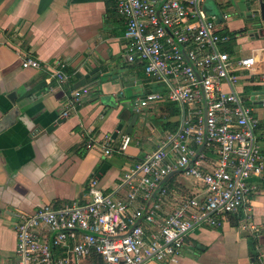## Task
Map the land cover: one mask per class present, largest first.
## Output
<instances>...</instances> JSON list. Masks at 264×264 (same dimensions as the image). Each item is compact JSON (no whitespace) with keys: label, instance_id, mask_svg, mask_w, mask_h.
Segmentation results:
<instances>
[{"label":"crops","instance_id":"crops-1","mask_svg":"<svg viewBox=\"0 0 264 264\" xmlns=\"http://www.w3.org/2000/svg\"><path fill=\"white\" fill-rule=\"evenodd\" d=\"M204 3L228 35L220 48L231 55L238 76L231 90L257 119L263 170L249 178L254 188L237 212L196 226L176 260L144 264H264V0H236L237 13L215 10L217 0ZM123 33L116 0H0V264L16 258V213L84 202L92 177L103 192L125 199L126 189L118 188L122 172L178 127L181 110L174 102L163 98L139 107L146 94L165 89L141 62L125 60ZM246 56L255 63L237 66ZM24 57L41 67L23 68ZM123 133L131 140L121 151ZM105 140L109 155L100 147ZM199 149L213 160L209 147ZM166 177L169 199L200 189L179 171ZM76 264L104 263L91 252Z\"/></svg>","mask_w":264,"mask_h":264},{"label":"built area","instance_id":"built-area-1","mask_svg":"<svg viewBox=\"0 0 264 264\" xmlns=\"http://www.w3.org/2000/svg\"><path fill=\"white\" fill-rule=\"evenodd\" d=\"M116 1L124 20L125 60L141 62L145 74L165 89L146 94L139 107L166 98L181 110L179 125L122 172L118 188L126 189L125 199L103 192L92 177L84 202L44 203L16 213L12 264H76L91 252L104 264L174 261L196 226L218 223L239 210L254 188L249 178L263 170L257 119L231 90L238 76L231 55L220 48L228 35L203 9L205 0ZM254 63L253 56L236 60L246 68ZM21 66L41 64L24 57ZM79 94L74 92L75 100ZM130 140L121 134L118 149L124 151ZM107 141L100 147L109 155ZM204 146L213 160L200 151ZM175 171L199 191L169 199L163 179Z\"/></svg>","mask_w":264,"mask_h":264},{"label":"rangeland","instance_id":"rangeland-1","mask_svg":"<svg viewBox=\"0 0 264 264\" xmlns=\"http://www.w3.org/2000/svg\"><path fill=\"white\" fill-rule=\"evenodd\" d=\"M206 1L207 0H205V2ZM217 1H218L219 5L216 8H214L215 10L217 8H219L220 12L231 13L232 10L236 11V13L239 12L240 7L237 6L236 0H217ZM205 4H207V3H203V7H205ZM209 5L211 6V4H209ZM214 9L212 8L213 11H214ZM236 15H238V14H236Z\"/></svg>","mask_w":264,"mask_h":264},{"label":"water","instance_id":"water-1","mask_svg":"<svg viewBox=\"0 0 264 264\" xmlns=\"http://www.w3.org/2000/svg\"><path fill=\"white\" fill-rule=\"evenodd\" d=\"M118 129H120V127H118ZM104 167H106L105 164H103V165L101 166L100 171H103ZM168 176H170V174H169ZM168 176H167V177H168ZM167 177H166V178H167Z\"/></svg>","mask_w":264,"mask_h":264}]
</instances>
